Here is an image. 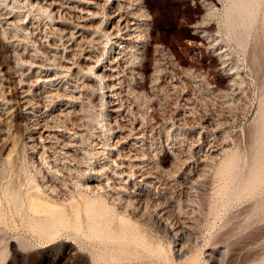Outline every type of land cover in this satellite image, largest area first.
Wrapping results in <instances>:
<instances>
[{"label": "bare ground", "instance_id": "obj_1", "mask_svg": "<svg viewBox=\"0 0 264 264\" xmlns=\"http://www.w3.org/2000/svg\"><path fill=\"white\" fill-rule=\"evenodd\" d=\"M25 1L29 2L32 8L40 13L39 15L42 14L46 17L44 18L47 19L48 25L44 24L46 27L43 25L45 29L43 28V35L39 37L41 35L39 34V25L42 24V20L37 19L39 25L31 20L32 17L28 13H31L32 9L31 12L27 13L28 15L25 14L26 17L24 15V18H20V15L16 13L13 14V11L0 12L2 32L7 29L11 30L13 26H19L21 29V33L17 34L15 39H11V43L8 45L15 62L13 69L18 70V67L20 69L23 65L37 69L35 73H29L30 69L29 72L21 74V78L17 80L20 92L15 102L4 95V73L0 70V76L3 77V79L0 78V141L3 143L0 144L3 145L0 152V177L6 173L5 163H10L9 154L15 148L14 140V143L10 140L14 126L12 121L18 116L17 112L22 106L26 113L33 114L35 117L33 124L29 127L30 134L27 145L33 151L39 152L41 150L40 155L44 156L45 164H47L42 171L41 183L35 182L26 193L29 208L36 213L35 215H38L36 216L38 218L34 220V226L39 228L40 232L50 233V237L54 238L57 228L68 221L67 212L69 209L74 211L75 225H84V222L79 219L84 209L87 216L85 224L88 231L97 239L103 241L111 238L113 241L122 242L121 252L127 257L138 255L139 251L143 250L148 253H155L165 261L168 260L170 257L165 253L163 243L158 236L148 231L140 221L134 219L135 216H132V212H129V210H139L140 202L144 199L142 198L144 192L136 191L134 187L146 185L154 189L150 203L154 207L151 210L157 229L168 233L173 228H178L177 231L181 232L183 238L190 239L192 236L193 226L187 220H182L176 226L174 223L170 225L166 221L167 219L163 216V209L166 207L173 208L174 204L170 198L164 202L160 200L163 194L160 190L163 187V185L161 187V179L168 173L169 165L175 160L174 157H178V154L175 149H170V146L164 142V131L167 130L168 121L166 116H162V112L157 109L159 107L155 105L157 90L168 84L164 80L163 72L165 71L162 68L164 66L161 65L162 62L160 63L161 56L165 53V47L160 39L151 33L153 29H157L155 23L145 15L139 14L140 8L137 10L139 12L136 11L141 1L116 0L117 3L114 5L116 10L110 15L116 18L113 27L110 30H105L103 33L105 39H101L100 36L92 33L93 24L89 23L91 19L96 18L98 13V10L95 11L91 7H101V0H23V2ZM110 1L105 0V6ZM263 4L264 0H231L225 9L228 29L233 34L239 30L243 32L236 38L244 47L247 44L244 34L259 20ZM203 5L206 11L205 21L196 27L197 29L202 28V33L194 32L189 44L204 47L211 52V56L217 57L219 73L216 79L219 80V85L216 89L218 92H228L240 79V67L231 61L223 41L220 40L218 34L212 31L214 26L211 17L216 12L215 5L210 0H204ZM142 16L144 17L142 18ZM261 24V39L264 43V10ZM28 35L29 39L30 35L35 38L36 43L34 42V44L36 46L33 48L28 44H23ZM56 38L59 42L56 41ZM51 39L55 40L50 42ZM86 44L91 48L87 50L85 55H82L80 50H85ZM114 44H117V50H113ZM58 58L61 59V62L58 61ZM178 61L173 60L170 63L177 65L176 62ZM191 70L192 68L189 71ZM183 72L187 73L188 69H183ZM180 73L182 71L177 70V74ZM25 76H33L34 78L28 81L23 78ZM223 77L226 78L225 81L222 80ZM84 78L92 81V84H95L97 88L95 85L81 81ZM63 79H65V83L69 82L70 79L73 80V82H69L72 88H69L70 85L67 87L66 84H61L62 87H60L65 92L60 90L53 92L52 85ZM170 81L171 83L168 85L175 90L178 83L174 77ZM80 82L82 83L80 84ZM95 88L98 94H95ZM87 89H92L94 97L99 95L98 102L102 106H106L107 111L104 119L108 125L110 140L101 144L98 141V135L92 139L94 149L91 154L94 153L96 157L103 156L104 160H97L96 165L91 168L88 167L84 171L81 168V171L86 174L91 172L99 182L91 183L87 180L88 178L84 179L83 188L93 192V194L81 193L80 200L71 197L66 203L70 208H67L63 202L66 198L61 196V192L62 189H65L64 180L73 179V174L77 170L76 167L81 164L79 154L81 153L82 142L86 137V129L83 125L79 126V123H76L78 119L70 120L73 110L69 109L71 106L69 103L62 110L57 112L55 110L56 113L53 110L59 98L63 97L68 102H76L83 97V91L86 92ZM76 93L79 95L76 96ZM90 98L88 96V99ZM182 98L184 100L182 105L184 113H179L181 117L178 119H187L193 116L194 101L189 97L183 96ZM79 120L83 119L80 117ZM81 122L83 123V121ZM123 132L126 134L114 139L117 135H122ZM128 138H132L130 145L126 144ZM204 140L207 141L206 149L203 148L202 143H193L199 154L203 152L200 162L216 159L219 155L225 154L216 169V173L222 180L218 197H221L222 200L230 196L240 198L253 194L264 186V106L251 130L250 153L247 156L240 153L239 147L229 151L223 142L218 143L215 139ZM108 147L111 152L117 150L118 153L115 157L111 156L112 153L110 155L105 152ZM154 157L157 158L155 165L152 164ZM189 161V159H184L183 162ZM31 163L36 166L35 161ZM202 167V169H206V166L203 165ZM198 177L190 176L187 178L191 186L196 184L200 177L202 178L201 175ZM239 178L241 183L233 188L232 185ZM130 187L133 188L132 191H128ZM8 193H11L10 196L8 195L11 200H18L20 194L17 191L10 189ZM54 194L60 196L63 203L57 201L53 196ZM105 195L119 199V203H122V210L117 211L114 206L109 204ZM116 195L117 197H115ZM19 202L22 204L23 201L19 199ZM217 205L224 206L226 203H217L215 206L217 207ZM149 206H146L147 209ZM257 209L264 211V198L258 203ZM115 220L119 223L118 226H114ZM31 221L33 222V220ZM230 234V230L226 231L211 243L208 256L210 264H231L232 260H230L229 255L231 245H223V242H227ZM177 257H181V255ZM193 260H197V257L192 258ZM97 261L100 262L101 259L98 258ZM128 262H130V258ZM171 262L176 264L174 260ZM254 264H264V255Z\"/></svg>", "mask_w": 264, "mask_h": 264}, {"label": "rangeland", "instance_id": "obj_2", "mask_svg": "<svg viewBox=\"0 0 264 264\" xmlns=\"http://www.w3.org/2000/svg\"><path fill=\"white\" fill-rule=\"evenodd\" d=\"M139 1L141 3L138 4L136 11L140 8V12H137L150 18V21L155 23L157 29H153L151 33L157 36L165 47V53L163 52L162 60L160 59L161 65L164 66L162 67L163 71H165L163 72L164 80L170 84V80L174 77L178 83L175 90L166 84L156 92L157 100L155 102L157 104L155 103V105L156 107H161V109H157L162 112V116H166L165 118H167L169 123L166 124L167 130L165 129L166 131H164V142L170 146V149H175L178 154V157H174L173 159L175 160L169 165L170 172L168 171L165 177H162V184L160 183L161 187L163 185L160 188L161 192H163L160 200L164 202L167 198H170L174 204L173 208L166 207L163 209V216L170 225L174 223L176 226L182 220L190 222L193 226L191 238H183L181 232L177 231L178 228H173L168 233L157 229L151 210L154 207L150 203L154 189L143 184L134 187L136 191L146 192L145 194L143 193L142 198L144 199L140 202L141 207L139 210H129V212H132V216H135L134 219L140 221L148 231L153 232L162 241L163 249L170 257L166 261L155 253H148L143 250H140L138 255L133 256L134 258L127 257L121 252L122 242L113 241L111 238L103 241L97 239L88 231V227L85 224L87 216L84 209L79 217L84 222V225H75L74 211L69 209L67 212L68 221L57 228L54 238H51L48 232H45V234L41 231V233L39 228L34 226V220L38 218L36 217L38 215H35L36 213L29 208L26 193L35 182L41 183L42 171L47 164H45L44 156L40 155L41 150L39 152L33 151L27 145L30 134L29 127L33 124L35 117L33 114L26 113L21 106L17 112L18 116L13 118L12 121L14 126L11 131L12 139L10 140L11 142L14 140L15 148L9 154L10 163H5L6 173L0 177V264H113L114 262V264H122V262L123 264H172L171 260H174L176 264H210L208 256L211 243L229 230L231 234L227 242H223V245H231L229 254L230 260H232L231 264H254L264 255V211L257 209L258 203L264 198V186L248 196L240 198L230 196L222 200L221 197H218V190L221 187L222 180L216 173V169L225 154L219 155L216 159L200 162L203 152L199 154L193 145V143H202L203 148L206 149L207 141L204 139H215L218 143H225L229 151L239 147L243 156H247L250 153L251 130L264 106V43L261 39L264 4L259 14V20L244 34L247 42L244 47L239 43V39L236 38L243 32L239 30L233 34L227 26L225 9L231 0H210L216 8L215 14L211 17V22L214 26L212 31L218 34L220 40L223 41L222 43L227 48L231 61L240 67V79L232 89L228 92H218L216 89L219 85V80L216 79L219 73L217 57L211 56V52L204 47L189 44L194 32L202 33V28L197 29L196 27L205 21L204 0ZM22 2L23 0H0V12L13 11V14L16 13L20 15V18H24V15L31 12L32 9V14L28 13L32 17L31 20L38 25L39 20L37 21V19L42 20V24L39 25V34H41L39 37L42 36V31L48 25L46 17L42 16V14L39 15L40 13H37V10H34L29 2L25 1L23 4ZM104 2L105 0H101V7H91L95 11L98 10V13L96 18L89 21L90 24H93V27H91L94 32L92 31V33L100 36L101 39H105L103 36L104 31L110 30L116 19L110 16L116 10L114 6L117 3L116 0H111L107 6H105ZM134 2H137V0H134ZM36 13L38 16H36ZM13 27L11 30H5L8 34L2 32L3 30L0 27V70L4 73V79L1 76L0 78L3 79L5 84L4 95L15 102L20 92L17 80L21 78L22 73H27L30 69L29 73H35L37 69L30 68L29 65L20 66L21 68L19 69L18 67V70L13 69L15 62L12 59L10 46L8 45L11 43V39H15L21 33L19 26ZM31 36L29 39L28 35L26 37L27 40L24 39L23 44H28L33 48L36 46L34 44L35 38ZM52 40L54 41L55 39H51L50 42ZM85 46V50H80L82 55H85L88 52L87 50L91 48L88 44ZM117 49V44H114L113 50ZM80 52L78 53L80 54ZM172 59L179 60L176 62L177 65L170 63L173 61ZM58 61L61 62V59L58 58ZM191 68L192 70L189 71ZM179 69L182 73L177 74ZM183 69H188V72H183ZM23 78L29 81L33 80L32 78L34 77L25 76ZM64 80L56 81L52 85L53 92L57 90L65 92L61 88V84H66L67 87L70 85L69 88H72L69 82H73V80L70 79L67 83ZM222 80L225 81L226 78L223 77ZM81 81L95 85L86 78ZM96 88L95 94H98ZM87 90L86 92L85 90L83 91L85 95H83L84 102L83 97L79 98L80 100L78 101L76 100V102H68L67 99L61 97L56 102L53 110L54 112L55 110L56 112L60 111L69 103L71 105L69 109L73 110L72 115H70L71 118L69 117L70 120L78 119L76 123H79V126L83 125L86 129V137L82 142L80 157L78 155L81 159H79L81 164L76 167L77 172H74L72 180H64L65 189H62L61 192V196L66 198L63 202L67 208H70L66 203L71 197L80 200L81 193L93 194V192L83 188L82 182L84 179L88 178L87 180L91 183L99 182L97 177L93 176L91 172H88V174L83 172L84 169L96 165L97 160H104L103 156L96 157L94 153L91 154L94 149L92 139L98 135V141L101 144L110 140L108 125H106V119H104L107 111L106 106H102L98 102L99 95L98 97L92 95V89ZM77 95L79 93H76ZM88 96L91 98L88 99ZM183 96L189 97L194 101V113L192 117L187 119H178L184 113L182 106L184 102ZM82 108L83 110H80ZM160 112L158 111L159 114ZM84 116L85 118H83ZM80 117L83 119L81 120L83 123L79 120ZM126 133L123 132L122 135H117L114 139L122 137ZM131 141L132 138H128L126 144L130 145ZM0 144H3L2 141H0ZM2 147L3 145H0V152ZM105 152L110 155L112 153V157H115L118 153L117 150L111 152L109 147ZM156 157L152 158V164L154 163V165L155 163L157 164L156 160L158 157ZM32 159L35 161L36 166L31 163L33 162ZM184 159H189L190 161L184 163ZM202 164L206 166V169H202ZM245 165L247 166L246 162ZM81 168L83 171H81ZM197 173L200 174L198 175ZM75 174L76 176H74ZM190 176H199L200 181L198 179L196 184L191 186L187 179ZM76 180L78 181L76 182ZM239 183H241L240 178L232 187H236ZM7 188L8 191L11 189L20 194L17 201L11 200V197H9L11 193H8ZM132 189L130 187L128 191H132ZM53 196L57 201L62 202L60 196L56 194ZM123 196L125 195L123 194ZM105 197L108 203L114 206L117 211L122 210V203H119V199L106 195ZM19 199L23 201L22 204ZM223 202L226 205L215 206L217 203L222 204ZM147 205H150L148 209ZM151 206L152 208H150ZM118 225L119 223L115 220L114 226ZM21 239L26 243L23 242V244ZM98 255L99 257H97ZM178 255H181V257H177ZM195 257H197V260L192 261V258ZM98 258L101 259L100 262L97 261ZM129 258L130 262H128Z\"/></svg>", "mask_w": 264, "mask_h": 264}]
</instances>
